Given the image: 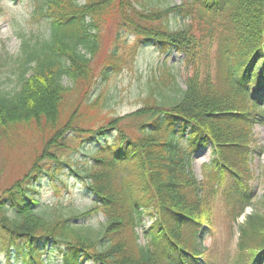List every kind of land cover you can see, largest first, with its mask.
Returning a JSON list of instances; mask_svg holds the SVG:
<instances>
[{
    "label": "trees",
    "instance_id": "16d2710c",
    "mask_svg": "<svg viewBox=\"0 0 264 264\" xmlns=\"http://www.w3.org/2000/svg\"><path fill=\"white\" fill-rule=\"evenodd\" d=\"M136 2L29 0L30 26L40 22L44 29L28 40L16 34L21 55L8 65L0 58V144L36 134L43 148L0 194L5 264H208L200 239L212 228L217 199L233 222L244 214L227 264H264V201L258 208L252 203L249 167L257 151L264 153L253 135L254 125L264 124V0ZM194 16L217 39L221 63L213 77L199 69L207 42L175 25L176 18ZM108 32L115 36L101 55ZM143 47L179 54L191 73L185 89L165 69L162 86L151 88L132 113L89 128L79 104L62 119L71 97L91 102L94 87L120 74ZM2 68L14 76L10 91ZM100 100L91 108H101ZM91 144L92 166L71 170L87 180L93 208L47 219L37 209L43 179L70 167L66 159ZM206 147L212 156L198 182L190 157ZM96 214L103 222L92 228L86 221ZM144 217L151 223L141 245Z\"/></svg>",
    "mask_w": 264,
    "mask_h": 264
},
{
    "label": "rangeland",
    "instance_id": "374dc122",
    "mask_svg": "<svg viewBox=\"0 0 264 264\" xmlns=\"http://www.w3.org/2000/svg\"><path fill=\"white\" fill-rule=\"evenodd\" d=\"M183 2L184 0H137L136 4H138L137 6H149L152 3L163 7L167 5L179 6ZM31 7L28 0H21L20 3L12 0H0V58L2 57L7 62L6 65L22 53V42L16 34L23 33L28 40L30 33L41 32L44 29L43 23L40 22L32 23L30 26ZM14 19L16 21H13ZM175 20L176 27L183 28L185 25L191 27L190 30L193 34L201 37L205 43L207 42L205 45L207 54L201 60L199 69L209 73L212 77L218 74L221 61H219L220 58L216 50L215 35L212 34L209 37L207 26L204 27L203 22H199L195 16L176 18ZM114 36L111 32L107 33L101 48V55L107 51ZM33 43L29 44L33 45ZM137 54L138 56L120 74L111 76L106 82L100 81L94 87L90 94L91 102H84L81 94L71 97L62 119L67 117L68 109H73L79 104H81L79 109L81 120L84 126L89 128L101 125L103 120L108 118L123 117L125 114L132 113L142 106V100L146 98L145 96L151 88L162 86L160 79L164 75L165 69H169L179 87L185 89V81L191 73L181 63L182 58L179 54L176 52L161 54L149 47L141 48ZM93 66L96 68L95 65ZM1 70H3L4 78L9 77V82H5V88L10 91L15 86L14 76L6 68ZM98 99H101V108L98 106L91 108L90 103L97 102ZM253 135L257 146L264 147V124L256 123L253 127ZM24 138V141H21L19 137L15 136L10 143L0 144V168L2 169L0 194L28 171L38 152H41L43 148L39 135L26 134ZM94 147L93 144L85 145L79 152L66 159L70 167L62 165L59 172H52L54 177L46 176L43 179L39 193L40 205L37 209L41 210L44 217L51 220L58 215H66L71 210L83 212L93 208L92 198L84 190L87 180L74 176L71 169L81 171L89 169L93 163L91 156ZM212 150L211 147H206L190 157V171L199 182L202 179L201 165L210 162ZM249 167L253 174V180L250 182L253 193L252 203L258 208L259 203L264 201V153L257 151L253 155ZM220 198L222 197L220 196ZM216 202L210 220L212 228L204 231L203 238L200 239V246L203 262H206V259L210 262H207L208 264H227L236 250L237 222L243 221L244 214L233 222L230 216H225L227 208L221 199H217ZM250 211L249 207L245 210V212ZM100 222H103L101 214H96L86 221L92 228L98 227ZM150 223L151 219L144 217L142 225L138 227L137 233L141 245L145 244L143 233L149 228ZM54 262L58 264L57 261ZM0 264H5L3 259H0Z\"/></svg>",
    "mask_w": 264,
    "mask_h": 264
}]
</instances>
